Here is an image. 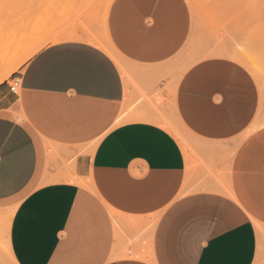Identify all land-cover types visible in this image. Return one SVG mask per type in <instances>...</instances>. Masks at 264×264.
<instances>
[{"label": "crops", "instance_id": "1", "mask_svg": "<svg viewBox=\"0 0 264 264\" xmlns=\"http://www.w3.org/2000/svg\"><path fill=\"white\" fill-rule=\"evenodd\" d=\"M109 5L125 74L77 26L0 84V264H264L251 213L264 217V137L242 138L260 89L230 56L243 52L196 60L169 95L188 42L235 39L189 0ZM171 101L193 152L160 120Z\"/></svg>", "mask_w": 264, "mask_h": 264}, {"label": "rangeland", "instance_id": "2", "mask_svg": "<svg viewBox=\"0 0 264 264\" xmlns=\"http://www.w3.org/2000/svg\"><path fill=\"white\" fill-rule=\"evenodd\" d=\"M69 1L0 0V77L4 75L2 82L17 75L26 61L43 46L65 38L66 34L62 32L64 29L77 26L89 29V39L111 52L124 74L127 72L126 65L119 58L106 33V14L112 0H83L84 4H80V1L76 4L74 0L76 5ZM189 1L196 9L200 23L218 29L217 32L223 33L225 38L235 39L234 44L203 47L194 41L188 42L172 60L170 82L165 85V91L169 95L173 94L178 77L196 60L210 55L227 56L222 51L243 52L244 58L237 60L254 75L260 89V106L255 120L242 138L249 142L264 137V0H235L225 4H217L211 0ZM13 82L10 81V84ZM164 89L157 88L154 96L156 92L163 94ZM172 106L171 101L170 111L163 114L160 120L177 136L183 148L193 152L196 143L192 133L179 124ZM251 213L259 233L260 248L263 250L264 217L259 210H251Z\"/></svg>", "mask_w": 264, "mask_h": 264}, {"label": "bare ground", "instance_id": "3", "mask_svg": "<svg viewBox=\"0 0 264 264\" xmlns=\"http://www.w3.org/2000/svg\"><path fill=\"white\" fill-rule=\"evenodd\" d=\"M73 2V4L74 5H76L77 3L79 4V1H80V4H82L83 2V0H75V2H76V4H75V2H74V0H70L69 2L72 4V2ZM92 1V0H91ZM82 2V3H81ZM85 3V2H84ZM83 3V4H84ZM87 3V2H86ZM78 7H80V6H78ZM85 7V6H84ZM81 8V7H80ZM85 9V8H84ZM80 12V11H79ZM0 27H1V25H0ZM230 56H232L233 58H235V59H242V58H244V56H243V54H241V53H232V54H230ZM240 61V60H239ZM191 65V64H190ZM189 67V66H188ZM187 69V68H186ZM258 69V68H257ZM3 78H4V75L2 76V77H0V84L2 83V81H3ZM178 121L180 122L179 124H181L185 129H186V127H185V125H184V123L181 121V119L179 118V116H178Z\"/></svg>", "mask_w": 264, "mask_h": 264}, {"label": "built area", "instance_id": "4", "mask_svg": "<svg viewBox=\"0 0 264 264\" xmlns=\"http://www.w3.org/2000/svg\"><path fill=\"white\" fill-rule=\"evenodd\" d=\"M13 81L14 82L10 84V88L13 92H18L21 87V82L18 78H15Z\"/></svg>", "mask_w": 264, "mask_h": 264}]
</instances>
